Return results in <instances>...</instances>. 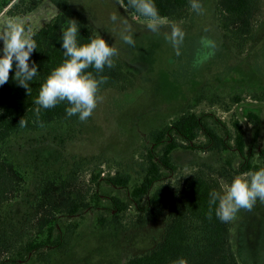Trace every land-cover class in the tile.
Masks as SVG:
<instances>
[{
	"label": "rangeland",
	"instance_id": "rangeland-1",
	"mask_svg": "<svg viewBox=\"0 0 264 264\" xmlns=\"http://www.w3.org/2000/svg\"><path fill=\"white\" fill-rule=\"evenodd\" d=\"M70 2L97 35L115 44L118 54L113 58L128 79L101 90L103 99L86 121L21 131L0 141L1 154L24 176L0 206V263L124 264L154 248L164 237L168 210L143 225L133 207L114 218L105 209L109 197L129 204L128 193L103 178L116 174L139 178L150 146L148 135L183 112L206 115L208 125L219 134L226 130L234 135L237 121L245 154L252 153L251 166H262L258 153L264 144V0H259L253 17L254 38L242 49L223 37L216 0H200L201 11L191 9L184 20L163 18L158 33L119 0ZM33 3L11 0L0 12V25L17 18L36 31L58 12L49 0ZM112 14L117 21L110 19ZM122 20L132 26L134 45L121 38ZM174 25L184 32L178 49L166 38ZM195 142L198 147L193 150L173 153L177 170L169 178L172 186L201 174L216 180L223 191L235 176L255 172L242 165L244 159L235 149L209 150L203 147L202 135ZM44 176L67 179L71 191L87 200L95 194L100 199L75 217L58 219L67 241L64 252L53 245L27 255L23 251L27 242L39 232L42 209L37 208V194ZM230 244L239 264H264V202L258 199L251 211L237 212L230 221Z\"/></svg>",
	"mask_w": 264,
	"mask_h": 264
},
{
	"label": "trees",
	"instance_id": "trees-1",
	"mask_svg": "<svg viewBox=\"0 0 264 264\" xmlns=\"http://www.w3.org/2000/svg\"><path fill=\"white\" fill-rule=\"evenodd\" d=\"M11 0H0V12L10 4ZM58 10L57 14L44 26L37 29L34 39L37 50L31 60L38 65V74L29 82L30 94L18 86L12 79L15 69L10 72L9 81L0 86V141L8 139L21 131H37L56 124H69L79 120L78 115L69 117L66 108L70 105L62 102L51 109H41L39 122L35 116L34 103L41 85L50 73L65 59L62 49V33L69 26V20L78 22L80 44L90 42L98 36L76 12L70 0H49ZM132 14L140 19L135 8L128 5V0H119ZM38 0H34L35 5ZM162 18L184 20L190 15L191 0H154ZM259 6V0H216V14L225 40L234 46L244 47L254 38L253 17ZM114 67H105L100 75L107 77L100 86V91L113 87L128 79L123 66L113 58ZM89 71L95 70L89 68ZM251 114V113H250ZM21 118L27 121L26 126L19 124ZM41 123L43 126H41ZM234 135L229 131L219 134L208 125L207 116L203 114L183 112L169 122H165L152 130L148 135L145 164L139 178L130 174H116L103 178L110 186L127 190L129 204L118 197L110 196V206L105 208L108 214L116 218L118 214L133 207L141 225L156 220L168 210V219L162 241L151 250L130 257L124 264H173L180 258L188 264H239L230 244V221L222 222L215 214L214 205L211 219L208 218L210 193L221 191L216 180L201 174L186 176L180 186H172L171 175L177 166L173 161V153L177 149L193 150L198 147V136L205 137L203 147L209 150L228 152L235 149L243 157L242 165L246 169L258 171L264 168V144L259 149L262 166H251V154H245L246 142L238 122L233 123ZM254 140H256V133ZM229 141H233L231 146ZM255 145V144H254ZM241 165V166H242ZM95 177L93 180H97ZM169 179V180H168ZM24 176L14 168L13 164L0 152V206L12 196L16 185L23 182ZM42 186L37 194V208L42 209L39 232L33 240L27 242L24 252L56 247L64 252L66 240L57 222L60 217H75L85 209L96 206L100 199L98 194L88 199L70 190L67 179L44 176ZM93 203V205H92ZM104 219H99L102 223ZM0 264H6L1 262Z\"/></svg>",
	"mask_w": 264,
	"mask_h": 264
},
{
	"label": "clouds",
	"instance_id": "clouds-1",
	"mask_svg": "<svg viewBox=\"0 0 264 264\" xmlns=\"http://www.w3.org/2000/svg\"><path fill=\"white\" fill-rule=\"evenodd\" d=\"M128 5L147 18V27L152 32H159L163 18L154 0H128ZM191 7L200 12L202 9L200 0H191ZM110 19L115 22L118 16L112 14ZM121 22L124 25L122 40L130 46L134 45L135 41L131 35L132 26L127 20ZM78 35V22L70 19L69 26L62 33L61 46L65 59L48 75L34 101L38 105L35 108L38 122L41 109H51L62 102L70 105L66 108L69 117L78 115L80 121H86L103 99L99 95L100 86L106 82L107 77L100 73L105 67H114L113 57L118 54V49L114 43L110 45L101 35L91 38L88 43L80 44ZM35 36L36 32L33 28L22 19L8 18L3 25H0V41H2L0 86L9 81L10 72L15 69L12 79L30 94L29 82L33 81L39 72L38 65L34 61L30 63L32 53L37 50ZM166 38L174 48L178 49L183 41L184 32L174 25ZM89 68H93L95 74L89 71ZM19 124L26 126L27 121L21 118ZM209 195L208 218L211 219L212 208L215 205L216 216L222 222H229L241 209L251 211L258 199L264 202V168L237 175L222 192L213 190ZM173 264H188V261L180 258Z\"/></svg>",
	"mask_w": 264,
	"mask_h": 264
}]
</instances>
